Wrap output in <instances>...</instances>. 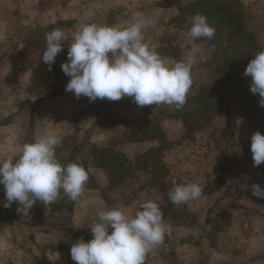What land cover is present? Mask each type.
<instances>
[{
	"label": "rangeland",
	"instance_id": "rangeland-1",
	"mask_svg": "<svg viewBox=\"0 0 264 264\" xmlns=\"http://www.w3.org/2000/svg\"><path fill=\"white\" fill-rule=\"evenodd\" d=\"M259 1H262L260 6ZM249 2L251 5L247 6L242 3L251 16L247 22V28L255 34L259 44L264 45V0H249ZM185 3L181 0H113L112 4L115 7L117 5L125 7L126 17L129 19H132L135 12L143 9L145 12V9L150 6L165 5L164 21L158 20L154 26L145 29V34L151 35V38L145 37V39L154 48L157 47L162 57L169 58L170 62L172 59L175 61L183 59L191 50L186 35L191 25L186 26L181 23L175 26L171 23V19L178 14L177 6L185 5ZM115 7L112 5L114 10ZM167 7L172 9L167 10ZM146 16L151 18L149 11ZM167 18H169L168 21ZM202 39L196 41L201 52L197 54V62L192 69L193 83L187 95V102L182 108L177 109L175 105L167 104L141 107L129 96L116 101L97 98L101 101H97L96 104L87 102L85 105H90L91 109L95 107V111H98L105 120H103L104 124L112 127V131L115 132L111 135L109 147L104 148L109 154L102 157L101 149L103 148L96 146L94 148L85 136L81 141H68L59 145L56 156L64 149L71 150L75 156L73 162L82 164L86 170L92 171L94 166L103 170L108 182L102 193L111 192L113 189L119 192L116 193L119 201L108 199V208L125 202V207L136 210L143 201L148 199L155 200L158 204L163 203L162 207L166 209L165 214L167 219L169 217V224L172 226L171 234L165 239L170 245L182 241L180 247L177 246L174 249L172 245L171 249L170 246L169 257L166 258L169 264H174V259L179 254L181 259L177 264H257V257L260 254L264 256V241L255 245L254 238L251 237L258 228L257 231L261 234L257 237L264 238V213H261L258 220L260 226L252 227V214L257 213L249 206L252 202H257V199L253 201L252 185L259 184L264 189V163L254 166L251 137L257 131L264 135V107L260 113L250 116L237 103V99L234 98L236 90L234 84L237 81L232 74L227 76L222 71L223 67L229 68L232 72L238 70V65L229 61L224 63L225 53L229 55L233 50L232 47L224 41L213 47ZM201 56L205 58L201 59ZM218 67L221 68L220 72L216 70ZM214 81L218 82L224 94L223 101L221 100L222 105L211 111H200L198 105L195 104L197 106L194 107L193 102L189 100L197 96L199 87L213 84ZM119 101L121 104L130 102L134 105L132 107L128 105V109H125L126 114H129L126 116L132 118L131 121L124 120L122 125L126 130L132 126L136 129L140 123L151 120L161 131L159 138H156L160 146L151 147L146 151L155 150L149 155L147 163L151 164L154 159L157 160L158 166L155 164L157 171L146 173L135 170L133 174H129L130 176L124 172L121 173L124 177L120 178V157L133 162L135 168H142L145 158L141 156L146 152L129 159L116 149L117 143L127 139L122 129L114 128L118 127L121 120L110 116L116 110L121 112L123 109L116 106ZM32 106L37 111L39 103H34ZM171 119L179 123V133L175 131L177 130L175 123L168 127ZM8 121L3 120V123ZM167 127L168 131L172 130V133L169 131V135L164 134ZM171 148L174 152L169 155ZM161 157L165 162L161 161ZM64 160L63 163L67 165ZM168 160L170 164L173 161L172 168L166 166ZM156 173L162 174V178H155ZM221 177L224 180L217 183L216 180ZM129 180L133 181L132 186L124 184ZM239 181L242 184L237 186ZM194 182L203 186L201 198L180 205L171 202L168 193L174 185ZM89 187L95 188L97 184L93 180L89 181ZM136 190L146 191L147 197H133ZM109 196H112L111 193ZM259 202L264 208V198H260ZM202 215L205 216V220L200 223ZM172 224L181 227L177 228ZM204 226H208L207 232L201 228ZM182 239L191 243V250L188 242H183ZM156 255L158 254L149 253L145 264H168V262L164 263L165 258Z\"/></svg>",
	"mask_w": 264,
	"mask_h": 264
},
{
	"label": "crops",
	"instance_id": "crops-1",
	"mask_svg": "<svg viewBox=\"0 0 264 264\" xmlns=\"http://www.w3.org/2000/svg\"><path fill=\"white\" fill-rule=\"evenodd\" d=\"M181 1L188 3L193 0ZM239 1L246 6L251 5L249 0ZM112 3L113 0H0V159L20 153L24 143L33 142L46 131L59 135L61 144L81 141L87 136L89 143L94 146L109 147L111 135L115 132L112 131V127L104 124L105 120L98 111H95V107L91 109L90 105H85L87 102L96 104L101 100L90 102L89 98L83 95L77 98L71 91L52 97L55 84L54 63L49 70V65L43 62L42 52L46 47V34L54 29L65 31L68 39L63 42V46L68 48L72 33L81 25L95 23L124 27L129 24L132 19L126 17L125 7L119 5L115 7ZM261 4L262 1H259L258 5ZM164 6L153 5L145 9V12L144 9L139 12L147 15L149 11L156 23L158 20L164 21ZM170 9L172 8L167 7V10ZM145 37L151 38V35L145 34ZM65 53H68V49ZM159 54L161 55L160 52ZM170 62L175 60L172 59ZM34 103H39L37 111L33 109ZM128 105L134 106L130 102L122 103L119 106V108L123 107L122 110L120 109L121 112L116 110L110 116L121 120L118 127L114 128L122 129L127 135L124 142H116L118 144L116 149L131 159L151 147L157 148L160 142L156 139L144 141L130 139V128L126 130L122 125L124 120H132L126 116L129 115L125 112ZM3 120L9 121L3 123ZM174 123L177 126L175 131L179 133V123L174 119L170 120L168 127L173 126ZM168 127L164 134L169 135V131L172 133V130L168 131ZM173 152L171 148L169 155ZM71 153V150L64 149L57 155L62 165H65L63 160ZM161 161L165 162L163 159ZM168 161L166 166L172 168L173 161L171 164L170 160ZM88 172L89 179L78 200L72 201L61 192L57 200L47 206L37 201L27 215L17 211L21 205L16 201L12 202L10 207H4L5 190L4 186L0 185V264H76L70 255L71 246L80 238L85 242L93 238L90 226L97 222V212L108 208V199H117L116 193H119L114 189L102 193L108 182L103 170L94 166L93 170L88 169ZM92 180L97 187H89V181ZM132 183L133 181L129 180L124 184L132 186ZM241 184L242 182L239 181L237 186ZM110 193L112 196H109ZM145 196L147 197L146 191L136 190L133 197ZM255 199L257 202H252L249 206L257 213L252 214V227L260 226L258 220L261 213H264L263 206H260V197L253 195V201ZM123 204L125 207V202ZM162 204L160 203L161 207ZM162 210L165 222L169 224V217L167 219L165 214L166 209L162 207ZM238 210L237 214H239ZM207 227L201 228L207 232ZM257 229L251 237L254 238L255 245L264 241V238L257 237L261 234ZM183 242H188L191 250V243L185 239ZM174 244L170 245L165 239L150 253L158 254L156 256L165 258L164 263L168 262L166 258L169 257L170 246L171 249L172 245L174 249L180 247L182 241ZM243 245L246 248L245 244ZM180 257L179 254L176 259L172 258L174 264L178 263ZM256 263L264 264L262 254L257 257Z\"/></svg>",
	"mask_w": 264,
	"mask_h": 264
},
{
	"label": "clouds",
	"instance_id": "clouds-1",
	"mask_svg": "<svg viewBox=\"0 0 264 264\" xmlns=\"http://www.w3.org/2000/svg\"><path fill=\"white\" fill-rule=\"evenodd\" d=\"M190 28L187 43L190 52L175 62L162 57L145 39V29L154 26V20L142 12H135L132 21L124 27L84 24L71 35L68 59L62 71L71 77L65 90L90 102L97 98L116 101L124 96L134 99L138 106L175 105L182 108L193 83L192 69L201 52L198 39L211 40L216 29L206 16L197 13L187 18ZM68 39L65 31L54 29L46 34L43 62L51 65L62 52ZM201 59L205 57L201 56ZM245 76H251L250 91L261 97L264 107V51L248 63ZM61 137L44 132L33 142L24 143L18 154L0 159V185L4 186L6 203L16 201L17 211L27 215L33 205L54 203L61 192L72 201L78 200L89 179V172L77 162L62 165L56 156ZM254 166L264 163V135L259 131L251 137ZM203 186L199 183L174 185L168 196L175 205L187 204L201 198ZM252 194L264 198V189L252 185ZM98 220L90 226L92 239H78L70 248L76 264H145L148 254L165 241L172 226L155 200L143 201L132 214L123 205L101 209ZM205 216L199 222L203 223Z\"/></svg>",
	"mask_w": 264,
	"mask_h": 264
},
{
	"label": "trees",
	"instance_id": "trees-1",
	"mask_svg": "<svg viewBox=\"0 0 264 264\" xmlns=\"http://www.w3.org/2000/svg\"><path fill=\"white\" fill-rule=\"evenodd\" d=\"M177 10L178 14L171 19V23L173 25L176 26L177 24L183 23L186 26H189L190 23L186 22L187 18L200 13L206 16L210 25L214 26L216 29V34L211 40H202L207 41L209 44L213 45V47L218 45L221 41H224L225 44L232 47L233 50L229 55H226L225 53L226 60L224 63L229 61L236 66L238 65V70L235 71L237 73L234 75L235 72H232L229 68L225 67H223L222 71H224V74L227 76L232 74V77H234L237 81L234 84L236 87L234 98L237 99V103L245 109L250 116H255L257 113H260L263 109V107L259 104L261 97L258 93L253 94L250 91L252 78L251 76H245L244 71L254 56L257 53L264 51V45H260L255 34L247 28V22L251 16L246 9H244V5L239 0H194L186 3L185 5H179ZM66 50L67 47L64 46L62 52L55 58V84L51 94L52 97L67 92L65 87L71 79V77L66 75L61 69V65L68 59V53H65ZM216 70L220 72L221 68L218 67ZM220 87L221 86L218 85V82L215 81L213 84L201 86L199 87L197 96L190 98L189 102H193L194 107L198 105L200 111H211L213 108L219 106L221 107L223 101L222 97L224 94L221 92ZM124 103L128 104V102ZM120 104L121 103L119 101L116 106H120ZM177 118L182 119L181 117ZM132 127L130 128V139L132 141L156 139L159 138L161 132L151 120L140 123L136 129H133ZM93 147L96 148L95 146ZM101 151L103 152L102 157L109 154L104 148L101 149ZM154 152L155 150H150L141 156L145 158L142 162V168H135V164L133 162L120 157V178L124 177L121 174L124 172L130 176L135 170L146 173H149L150 171H157L155 168V164L158 166L156 162L157 160L154 159V162L151 164L147 163L149 155ZM74 157V154L71 153L67 158H65V163H72ZM161 175L160 173H156L155 178L160 179L162 178ZM223 180L224 178L221 177L216 181L217 183H220Z\"/></svg>",
	"mask_w": 264,
	"mask_h": 264
}]
</instances>
